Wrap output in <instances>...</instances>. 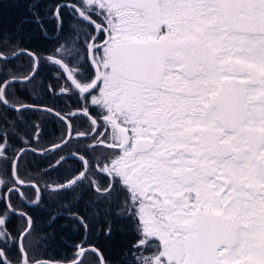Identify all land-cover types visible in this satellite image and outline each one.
Wrapping results in <instances>:
<instances>
[{
    "label": "snow or ice",
    "instance_id": "1",
    "mask_svg": "<svg viewBox=\"0 0 264 264\" xmlns=\"http://www.w3.org/2000/svg\"><path fill=\"white\" fill-rule=\"evenodd\" d=\"M0 264H264V0H0Z\"/></svg>",
    "mask_w": 264,
    "mask_h": 264
},
{
    "label": "trees",
    "instance_id": "2",
    "mask_svg": "<svg viewBox=\"0 0 264 264\" xmlns=\"http://www.w3.org/2000/svg\"><path fill=\"white\" fill-rule=\"evenodd\" d=\"M17 66H21V67H26L28 64V60L26 57H23L19 60L16 61ZM42 72H46V76L49 75L48 69L47 68H42L41 69ZM41 72V73H42ZM50 76V75H49ZM37 79H40V76L37 77ZM47 82H51L50 78H48L47 80H45V83ZM16 94L17 97L26 102V103H30L32 102V97L34 96V94H31L29 92H25L22 89L21 90H16ZM58 126L55 125L54 123H52L51 121L47 123L46 125V132H47V138L43 141V143L47 146V141L49 139L54 138V134L58 135V132H55V129ZM25 164L27 165V170L29 173H31L32 175H36L38 173V171H42L44 168L47 167V161L46 158L41 157V156H35L33 157L31 153H29L28 157L25 160ZM53 176H55V174H53ZM19 203V202H18ZM28 207H31L28 205ZM15 224L19 225L21 223V221L19 219L14 221ZM58 251L60 252L61 255H63L66 251H68L67 248H60L58 249ZM12 256H14L15 254L12 253Z\"/></svg>",
    "mask_w": 264,
    "mask_h": 264
},
{
    "label": "flooded vegetation",
    "instance_id": "3",
    "mask_svg": "<svg viewBox=\"0 0 264 264\" xmlns=\"http://www.w3.org/2000/svg\"><path fill=\"white\" fill-rule=\"evenodd\" d=\"M41 72H42V70H41ZM48 78H50V76L49 75L46 76V72H42L39 80H43L45 82V80H47Z\"/></svg>",
    "mask_w": 264,
    "mask_h": 264
},
{
    "label": "rangeland",
    "instance_id": "4",
    "mask_svg": "<svg viewBox=\"0 0 264 264\" xmlns=\"http://www.w3.org/2000/svg\"><path fill=\"white\" fill-rule=\"evenodd\" d=\"M30 206V205H29Z\"/></svg>",
    "mask_w": 264,
    "mask_h": 264
},
{
    "label": "water",
    "instance_id": "5",
    "mask_svg": "<svg viewBox=\"0 0 264 264\" xmlns=\"http://www.w3.org/2000/svg\"><path fill=\"white\" fill-rule=\"evenodd\" d=\"M31 206V205H30Z\"/></svg>",
    "mask_w": 264,
    "mask_h": 264
}]
</instances>
